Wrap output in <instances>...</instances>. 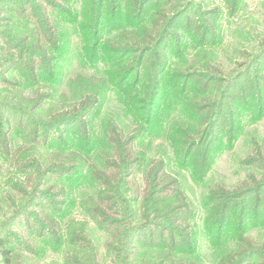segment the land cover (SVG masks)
Instances as JSON below:
<instances>
[{"label":"rangeland","instance_id":"1","mask_svg":"<svg viewBox=\"0 0 264 264\" xmlns=\"http://www.w3.org/2000/svg\"><path fill=\"white\" fill-rule=\"evenodd\" d=\"M0 241V264H264V0H0Z\"/></svg>","mask_w":264,"mask_h":264},{"label":"trees","instance_id":"2","mask_svg":"<svg viewBox=\"0 0 264 264\" xmlns=\"http://www.w3.org/2000/svg\"><path fill=\"white\" fill-rule=\"evenodd\" d=\"M149 0H143V3H147ZM44 35H46V33L44 32ZM143 43V38H141V40H139V45L140 44H142ZM145 48H147V47H145ZM144 47H143V50L141 51V49L142 48H139V47H130V48H126V49H124V55H127V54H130V53H136L137 51H139L140 50V52H142L143 53V55H144V53H146L149 49H145ZM88 49H90V47L88 48ZM87 49V50H88ZM87 50H85V49H83V48H77L76 50H75V55H76V58H79L80 59V61H81V63H84L83 65L84 66H91V64L93 63V62H96V61H100V57L101 56H103L102 57V59H104L105 57H107L106 59H105V64H104V66L105 67H109V69L110 68H113V69H115V68H118V66H119V64L121 63L120 61H118L117 63L115 62V57L118 55V54H121V52H118L117 50H113V49H108V47L107 48H102L101 49V47H98V44H94V46H92L91 47V49L90 50H93V52L92 53H88L89 51H87ZM86 51V52H85ZM90 57V58H89ZM109 57H110V59L112 60V62L110 63V59H109ZM122 57H124V56H122ZM123 60V59H122ZM100 63V62H99ZM127 71V70H126ZM125 71V72H126ZM129 73H130V70H128L127 71V73H126V76L125 77H127L128 75H129ZM125 80H126V78H124ZM125 80H123V82H120V84H123L124 83V81ZM113 85H116L117 87H119L118 86V84L117 83H115V82H113ZM99 95H100V93H99ZM88 109H92V108H90V107H88L87 108V110L86 111H88ZM90 112V111H89ZM88 113V112H87ZM73 119V118H72ZM72 122H76V120H71ZM194 143L193 142H191L190 144H189V147H188V149L186 150V159L189 157V155H190V153H191V151H192V149L195 147V145H193ZM228 214H229V212H228ZM1 244H2V242L0 241V251L1 252H4L3 250H1V248H2V246H1Z\"/></svg>","mask_w":264,"mask_h":264}]
</instances>
